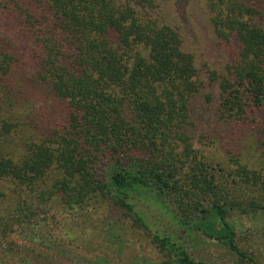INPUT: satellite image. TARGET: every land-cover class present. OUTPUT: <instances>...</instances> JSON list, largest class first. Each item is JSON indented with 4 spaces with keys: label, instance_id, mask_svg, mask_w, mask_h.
<instances>
[{
    "label": "trees",
    "instance_id": "1",
    "mask_svg": "<svg viewBox=\"0 0 264 264\" xmlns=\"http://www.w3.org/2000/svg\"><path fill=\"white\" fill-rule=\"evenodd\" d=\"M203 2L230 56L224 73L209 78L185 50L182 25L164 17L174 0H0L5 255L8 241L22 264H93L67 247L75 238L85 255L96 254L93 236L65 228L105 209L98 246L124 252L136 234L155 249L157 258L134 255L131 264H206L192 255L206 242L256 264L229 217L264 214V138L262 168L233 160L228 169L195 147L191 129L207 87L218 91L222 121L258 125L264 0ZM106 251L99 254L110 263Z\"/></svg>",
    "mask_w": 264,
    "mask_h": 264
},
{
    "label": "rangeland",
    "instance_id": "2",
    "mask_svg": "<svg viewBox=\"0 0 264 264\" xmlns=\"http://www.w3.org/2000/svg\"><path fill=\"white\" fill-rule=\"evenodd\" d=\"M203 4V0H174V3L170 5L171 9L164 17L182 25L181 32L185 40V50L196 55L199 69L204 73L205 78H209L211 72H215L217 75L224 73V67L230 60V56L217 45V40L204 11ZM201 94V97L196 100L199 114L196 116V124L191 129L192 133L194 131L192 136H194L195 147L204 150V154L209 155L208 157L214 163H218V167L228 168V166L232 165L233 160H240L239 162L246 160L244 163H247L249 167L257 170L262 168L263 165L257 164V161L259 154L258 145L264 138V112H261L256 117L257 126L224 122L219 118L217 112L219 102L217 89L211 90L207 87L201 91ZM206 96H210L207 99L210 100L208 103L205 101ZM254 128L256 130L252 131ZM262 169L264 170V167ZM58 211L59 208L55 213ZM96 213L97 215H93L84 227L79 225L76 227L75 225L73 229L65 228L67 232L73 230L70 233L71 237L78 231H84L93 236L89 241H94L93 246L94 249H97L96 254L91 253L88 255H85L87 248L84 247L85 243L82 244L78 239L71 238L73 245L67 247H70L74 253L78 254L76 256L78 260L86 258L93 264L94 262L95 264H131L130 257L134 255L146 257L149 260L157 258L155 249L152 246H148L142 237L136 234L133 236L134 239L127 235L128 241L124 244V248L125 246L128 247V249L124 250L126 257H120L124 252L109 242L107 243L111 246L102 244L98 246L99 237L106 236L107 228L98 221L104 219L105 209H97ZM59 218L63 217L59 215ZM229 219L235 227V241L239 249L251 255L256 264H264V214L249 217L233 214ZM71 222V217H67L65 225ZM94 224L95 227H92ZM10 239L20 244L17 238L11 237ZM2 244H4L5 248L7 246L9 253L5 255V250L0 249L1 264H6L5 258H8V261L11 260L10 262L14 260L15 264H22L23 254L17 252L16 247L8 241ZM108 248L110 251L107 252ZM104 251L108 253L110 263L108 260L106 262L102 260L106 255H100L99 252ZM192 255L195 259L203 260L206 264H250L212 242L198 244ZM96 258L98 259L96 260ZM146 258L143 259L148 260Z\"/></svg>",
    "mask_w": 264,
    "mask_h": 264
}]
</instances>
